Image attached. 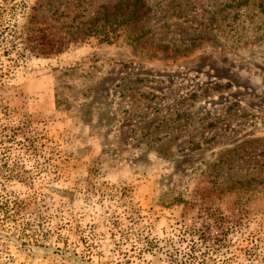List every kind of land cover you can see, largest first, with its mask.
Masks as SVG:
<instances>
[{
    "label": "rangeland",
    "instance_id": "obj_1",
    "mask_svg": "<svg viewBox=\"0 0 264 264\" xmlns=\"http://www.w3.org/2000/svg\"><path fill=\"white\" fill-rule=\"evenodd\" d=\"M0 264H264V0H0Z\"/></svg>",
    "mask_w": 264,
    "mask_h": 264
}]
</instances>
